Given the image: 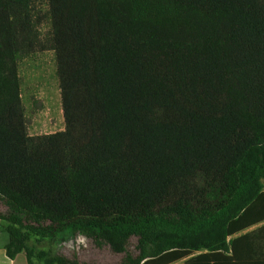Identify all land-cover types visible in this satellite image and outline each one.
Returning <instances> with one entry per match:
<instances>
[{
  "label": "trees",
  "instance_id": "trees-1",
  "mask_svg": "<svg viewBox=\"0 0 264 264\" xmlns=\"http://www.w3.org/2000/svg\"><path fill=\"white\" fill-rule=\"evenodd\" d=\"M37 1L0 0L8 255L82 264L26 228L84 233L121 264L234 258L252 234L231 237L264 222V0ZM38 47L55 52L65 129L32 135L19 66Z\"/></svg>",
  "mask_w": 264,
  "mask_h": 264
},
{
  "label": "rangeland",
  "instance_id": "rangeland-1",
  "mask_svg": "<svg viewBox=\"0 0 264 264\" xmlns=\"http://www.w3.org/2000/svg\"><path fill=\"white\" fill-rule=\"evenodd\" d=\"M38 9L44 14L47 6L43 0H38ZM41 38L44 39L50 30V22L42 18L39 22ZM21 77V97L25 107L29 133L42 135L65 129V119L62 107L61 88L57 74L55 52L51 49L38 47L34 52L24 57L19 66ZM0 212L8 213L6 202L0 197ZM1 230L8 235L5 219H0ZM23 231L28 235V244L39 250H53L64 256L77 259L82 264H121L125 253H116L107 244L97 245L84 233L62 234L54 238H40ZM137 237L129 243V251L137 255ZM179 264V263H178Z\"/></svg>",
  "mask_w": 264,
  "mask_h": 264
},
{
  "label": "crops",
  "instance_id": "crops-1",
  "mask_svg": "<svg viewBox=\"0 0 264 264\" xmlns=\"http://www.w3.org/2000/svg\"><path fill=\"white\" fill-rule=\"evenodd\" d=\"M251 233L252 236L244 240V246L237 248L234 258H229L234 255L232 248L229 252L223 254H215L211 264H264V222L258 223L249 227L231 238H237L243 234ZM8 242V235L1 230L0 224V264H30L25 252L18 253L15 257H10L7 253L6 244ZM205 253V251H197L190 256L181 259L174 264H184L192 256ZM39 264V263H35Z\"/></svg>",
  "mask_w": 264,
  "mask_h": 264
}]
</instances>
